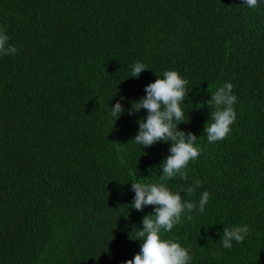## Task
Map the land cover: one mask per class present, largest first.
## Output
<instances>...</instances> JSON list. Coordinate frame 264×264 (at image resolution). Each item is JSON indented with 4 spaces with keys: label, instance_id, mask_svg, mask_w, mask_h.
<instances>
[{
    "label": "trees",
    "instance_id": "obj_1",
    "mask_svg": "<svg viewBox=\"0 0 264 264\" xmlns=\"http://www.w3.org/2000/svg\"><path fill=\"white\" fill-rule=\"evenodd\" d=\"M0 29L17 49L0 55V264H126L155 208L129 207L134 182L197 204L210 193L203 213L161 232L190 264H264V2L0 0ZM137 60L146 71L133 78ZM165 71L188 81L175 123L200 155L187 181L160 180L170 141L133 142L147 110L129 115L132 103ZM225 83L236 121L209 143L206 102ZM244 224V241L224 249V227Z\"/></svg>",
    "mask_w": 264,
    "mask_h": 264
},
{
    "label": "clouds",
    "instance_id": "obj_2",
    "mask_svg": "<svg viewBox=\"0 0 264 264\" xmlns=\"http://www.w3.org/2000/svg\"><path fill=\"white\" fill-rule=\"evenodd\" d=\"M259 2L264 0H243L244 6L255 9ZM6 30L0 29V55H15L17 49L8 44L9 37ZM7 44V47H5ZM146 71V65L139 60L131 65V75L138 78ZM188 81L181 78L177 71H165L163 78L157 77L155 82L150 83L144 89L146 96L138 102L132 103L128 114L133 115L141 109L147 110L144 120L138 121L139 132L133 142L150 147L156 142H171L170 155L164 160L160 168L163 175L161 181L171 180L177 176L187 181V166L190 161L197 159L200 150L195 146L197 137L192 133L177 130L176 121H183L184 112L181 103L185 101L186 85ZM237 97L233 95V85L225 83L219 87L207 106L211 109V119L204 127L209 143H215L227 138L231 132V125L236 121L234 105ZM124 112L121 103L117 102L110 108L108 114L120 117ZM180 124V123H179ZM193 186H189L184 192L193 193L201 186V181L194 179ZM132 191L135 193L130 208L142 211L144 206H155L154 214L143 217V228L137 231V240L141 241V251L126 264H190L192 257L189 250L182 247L172 239H162L161 232H170L175 225L181 222L183 214L192 220V213L198 211L203 213L210 199V193H202L198 204L186 202L182 199L180 192L173 193L163 182L157 183H131ZM249 233L247 224L239 226H225L220 239L224 249H231L233 241L242 243ZM218 253H213L217 255Z\"/></svg>",
    "mask_w": 264,
    "mask_h": 264
}]
</instances>
